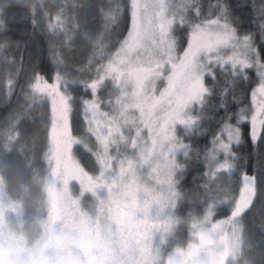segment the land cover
<instances>
[{
    "label": "rangeland",
    "instance_id": "374dc122",
    "mask_svg": "<svg viewBox=\"0 0 264 264\" xmlns=\"http://www.w3.org/2000/svg\"><path fill=\"white\" fill-rule=\"evenodd\" d=\"M132 3L137 6L139 31L140 17L144 16V27H148L151 14L141 11L142 0ZM113 10L104 12L111 26ZM152 11L158 24L160 12ZM67 23L64 18L57 30L64 32ZM93 44L95 57L87 64L94 67L87 85L92 98L85 102L83 117L91 135L85 147L93 155L95 170L84 169L73 153V146L79 144L70 130L69 85L74 78L61 67L52 80L36 77L30 102L49 104L53 114L45 184L47 213L40 220L41 237L30 238L16 230L21 223L18 208L0 180V264H71L62 226L64 211L80 232L73 260L76 255L89 264H241L243 243L235 219L250 207L256 194L255 177L249 174L241 176V192L228 217L213 221L210 209L203 220H190L189 242L163 256L180 224L177 205L182 195L177 176L185 164L181 157L191 149L178 140L176 130L181 125L183 131L190 127L206 89L196 87L195 81L187 86L175 79L169 82L156 62H137L131 41L124 39L114 51L105 49L108 44L102 35ZM257 103L255 113L240 112L239 117L254 120L258 133L264 101ZM225 133L213 139L204 154L210 177L234 169L237 153L232 144L239 139V129L229 124Z\"/></svg>",
    "mask_w": 264,
    "mask_h": 264
},
{
    "label": "trees",
    "instance_id": "16d2710c",
    "mask_svg": "<svg viewBox=\"0 0 264 264\" xmlns=\"http://www.w3.org/2000/svg\"><path fill=\"white\" fill-rule=\"evenodd\" d=\"M128 2L0 0V180L9 200L18 208L22 226L19 229L15 226L16 230L24 231L27 237H41L42 229L33 230L30 225L44 219L47 213L45 184L52 148L50 128L53 119L49 104L30 102L32 82L38 76L52 80L59 67L68 74L70 72V77L74 78L69 85L72 94L70 130L79 140V144L73 146V153L84 169L95 170L93 155L85 147L91 135L83 117L84 106L92 98L87 85L94 74L93 63L87 64L95 57L93 41L100 35L108 44L105 45L107 51H114L121 45L124 38L119 25L124 5ZM110 9L115 14L112 26L104 15ZM64 18L68 23L66 30L60 32L57 26L60 21L64 22ZM229 98L216 89L211 95H203L201 104L195 107L198 109L193 108L195 112L190 127L183 131L181 128L184 126L181 125L176 130L178 140L191 149L181 157L185 164L177 176L182 195L177 205L180 224L163 256L176 246L189 242L190 220H203L210 209L213 210V221L228 217L232 202L241 192V176L246 171L245 160L238 151L231 173L220 172L218 176L210 177L204 161L208 146L220 134L219 126L213 127L214 106ZM255 181V199L235 219L243 243L241 264H264V192L261 191L264 178L257 175ZM65 213L62 226L68 260L71 264H89L86 258L77 259L76 255L73 260L72 253L79 246L80 232ZM10 217L12 224L16 223V218Z\"/></svg>",
    "mask_w": 264,
    "mask_h": 264
},
{
    "label": "snow or ice",
    "instance_id": "6c2138e0",
    "mask_svg": "<svg viewBox=\"0 0 264 264\" xmlns=\"http://www.w3.org/2000/svg\"><path fill=\"white\" fill-rule=\"evenodd\" d=\"M142 2L141 11L151 14L152 23L144 27L141 16L137 31V6L129 0L119 25L134 48L132 58L148 65L156 62L169 82L187 86L195 81L207 90L206 96L213 89L230 96L214 106L213 127L219 126L223 138L225 126L234 124L239 139L232 147L245 160L246 174L264 178V107L258 133L254 120L239 117L241 109L246 116L256 112L254 98L264 101V0ZM153 9L160 12L158 24Z\"/></svg>",
    "mask_w": 264,
    "mask_h": 264
},
{
    "label": "clouds",
    "instance_id": "9594fccd",
    "mask_svg": "<svg viewBox=\"0 0 264 264\" xmlns=\"http://www.w3.org/2000/svg\"><path fill=\"white\" fill-rule=\"evenodd\" d=\"M22 226V222L21 223H18L16 225V227H21ZM30 227L33 229V230H36V229H43L44 225H43V222L40 221V220H36L32 225H30Z\"/></svg>",
    "mask_w": 264,
    "mask_h": 264
}]
</instances>
